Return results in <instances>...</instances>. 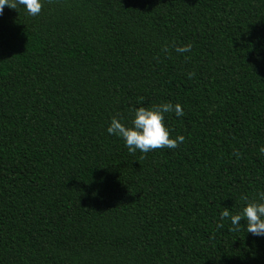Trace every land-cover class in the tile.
<instances>
[{
	"label": "trees",
	"instance_id": "trees-1",
	"mask_svg": "<svg viewBox=\"0 0 264 264\" xmlns=\"http://www.w3.org/2000/svg\"><path fill=\"white\" fill-rule=\"evenodd\" d=\"M42 3L0 15V264H264L217 228L264 191V0ZM168 102L174 149L107 132Z\"/></svg>",
	"mask_w": 264,
	"mask_h": 264
},
{
	"label": "clouds",
	"instance_id": "clouds-1",
	"mask_svg": "<svg viewBox=\"0 0 264 264\" xmlns=\"http://www.w3.org/2000/svg\"><path fill=\"white\" fill-rule=\"evenodd\" d=\"M23 6L28 15L39 16L43 9L42 0H0V15L3 14L5 7L17 9ZM173 49L178 54H184L192 49V44L173 45ZM165 54H169V46L162 48ZM194 73L189 74V78ZM175 112L177 117L183 116L182 106L171 102L163 103L152 107H138L134 109V117L131 126H126L120 118L113 116L107 132L124 140L129 152L135 153L139 150L141 153H148L157 149H174L185 141L183 135L175 138L170 136L168 128L165 126V113ZM261 154H264V147L260 148ZM239 156V153H236ZM257 199H250L242 196L245 202L240 211L233 214L228 208L220 213V221L217 228H224L223 221L230 219L231 231H239L241 221H246V232L254 236H264V191L259 192Z\"/></svg>",
	"mask_w": 264,
	"mask_h": 264
}]
</instances>
